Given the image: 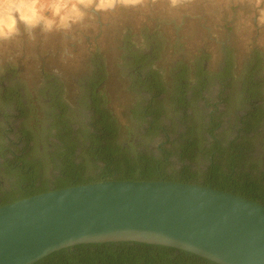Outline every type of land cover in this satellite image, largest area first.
Here are the masks:
<instances>
[{
  "label": "rangeland",
  "instance_id": "obj_1",
  "mask_svg": "<svg viewBox=\"0 0 264 264\" xmlns=\"http://www.w3.org/2000/svg\"><path fill=\"white\" fill-rule=\"evenodd\" d=\"M33 1L31 25L0 33V73L6 64L22 70V108L0 99V149L9 144L19 152L27 145L40 170L37 185L61 174L51 94L66 108L78 138L76 162L88 176L105 166L93 158L86 138L96 133L90 124L93 97L116 118L117 142L128 146L131 157L139 152L159 157L160 147L167 151V173L189 169L204 181V156L214 140L243 142L239 168L255 177L264 171V0ZM128 38L131 47H125ZM147 54L152 56L145 60ZM140 60L143 65L134 69ZM150 71L161 81L160 93L150 88H158L156 80L137 83ZM154 96L161 129L149 133L153 117L140 111ZM250 109H258L257 127L247 131L242 121ZM5 113L13 117L5 121ZM186 129L198 143L192 160L179 155ZM252 163L256 168L250 170ZM11 177L0 171V196L17 184Z\"/></svg>",
  "mask_w": 264,
  "mask_h": 264
},
{
  "label": "water",
  "instance_id": "obj_2",
  "mask_svg": "<svg viewBox=\"0 0 264 264\" xmlns=\"http://www.w3.org/2000/svg\"><path fill=\"white\" fill-rule=\"evenodd\" d=\"M145 242L219 264H264V204L194 182L102 180L0 206V264L87 243Z\"/></svg>",
  "mask_w": 264,
  "mask_h": 264
},
{
  "label": "trees",
  "instance_id": "obj_3",
  "mask_svg": "<svg viewBox=\"0 0 264 264\" xmlns=\"http://www.w3.org/2000/svg\"><path fill=\"white\" fill-rule=\"evenodd\" d=\"M131 47L128 38L126 46ZM96 66L103 72L101 58H94ZM139 65L141 62H138ZM185 67L188 68L186 65ZM184 67V69H185ZM105 77H102L104 79ZM157 81L158 88L155 89L150 85ZM141 85H150L152 93H160L162 84L152 71L147 73L146 78L138 79ZM155 85V84H154ZM51 104L53 110L52 128L57 130L56 138L61 142L57 144L58 159L61 161V174L54 181L38 183L39 168L35 167L36 175H32L33 181L26 180L23 188L4 193L0 196V206L5 205L31 195L47 192L51 189L67 188L73 185H82L100 182L102 180H159L166 179L179 182H194L203 185L212 184L213 187L221 190L231 191L238 195L262 202L264 204V171L259 176H253L252 171H244L239 167L242 165L244 146L243 142L232 141L224 145L219 140L212 141L205 155L208 161L207 176L204 181H199L198 176L191 173L189 169H184L179 173H167L164 166L167 165L169 156L166 153H160L159 157L139 152L135 157L129 154L128 146L117 142L118 123L112 113L92 99L91 105V122L95 127L96 133L86 135L91 140L89 150L95 160L102 161L105 166L101 174L86 175L82 165L76 162V142L77 136L74 129L66 119V108L60 100H55V95L51 94ZM157 95V94H156ZM186 100L183 98V102ZM155 97L141 109L143 117L152 114L153 120L150 121L148 132L158 131L161 126L158 120L160 112L153 108ZM186 103V102H185ZM183 103V104H185ZM254 106H251V108ZM258 116V109H250L243 124L247 131L255 130L253 119ZM155 131V132H156ZM192 131L186 129L182 133L179 142L180 157L183 160L194 159L193 151L196 149L197 140L192 137ZM154 133V132H153ZM29 138L25 143L29 142ZM77 140V141H76ZM177 142V141H176ZM264 163V162H263ZM184 168H190L185 166ZM250 170L256 168V164L250 165ZM25 171V170H23ZM51 184V185H49ZM35 264H219L213 260L199 256L193 252L177 249L166 245L148 244L145 242H104V243H87L58 250Z\"/></svg>",
  "mask_w": 264,
  "mask_h": 264
},
{
  "label": "flooded vegetation",
  "instance_id": "obj_4",
  "mask_svg": "<svg viewBox=\"0 0 264 264\" xmlns=\"http://www.w3.org/2000/svg\"><path fill=\"white\" fill-rule=\"evenodd\" d=\"M24 1H26L27 4L31 6L32 8V13L30 16H26L23 13L22 6H23ZM77 1L80 2L84 0H77ZM182 1H185V0H182ZM34 6H35V2L33 0H7L3 5L0 6V33L1 32L4 33V31H7V29H10V28H14V27L16 28L18 24L25 25V26L31 25L29 23L35 17ZM10 11L14 12L13 15L9 14ZM100 23L102 22L100 21ZM126 42H128L127 39H125L124 44H126ZM151 45H153L151 47H153L154 49V44H151ZM151 56L152 55L147 54L145 56V60ZM130 57L133 58L134 56L131 55ZM21 60H23V58H21ZM145 60L143 61L144 63H145ZM141 61L142 60H140V62ZM135 62L136 63H135L134 69L140 68V66L143 65L142 62L140 63V65L138 63L139 61H135ZM203 70L205 71V68ZM21 71L22 70L18 66H13L12 64H6L4 65L3 70L0 73V99L4 102V105H8L10 107L17 108V109L22 108V99H21L22 79L20 77ZM143 77L146 78L145 75ZM139 78L144 79L142 77H139ZM148 116H152V114ZM2 117L5 121H8L9 117H13V116L7 115L5 113L3 114ZM7 134H8L7 132H5L4 134L6 135V138H8ZM22 137L23 138L20 139V143L18 142L17 145H21V142L24 140V134ZM160 151L162 153L165 152L167 154V151L164 150L162 147H160ZM7 155H11L12 159H8ZM29 155H30L29 147H27V145L26 146L22 145L19 148V152L13 148V145L9 146V144L8 145L6 144L2 149H0V156L4 158L0 164V168H1L0 171H8L10 175L12 176L11 179L12 180L14 179V182L17 183L15 187L11 188V191L12 189L17 190L18 187L23 188L24 184L27 183L25 179H29L31 181L35 179L34 177H31V176L36 175L34 168L38 167L37 161L30 159L31 157H29ZM209 185H212V184H209ZM11 191L6 190L5 192L8 193Z\"/></svg>",
  "mask_w": 264,
  "mask_h": 264
},
{
  "label": "bare ground",
  "instance_id": "obj_5",
  "mask_svg": "<svg viewBox=\"0 0 264 264\" xmlns=\"http://www.w3.org/2000/svg\"><path fill=\"white\" fill-rule=\"evenodd\" d=\"M22 10H23V13H24L26 16H30L31 13H32V8H31V6H29V5L27 4L26 1H24V3H23Z\"/></svg>",
  "mask_w": 264,
  "mask_h": 264
}]
</instances>
